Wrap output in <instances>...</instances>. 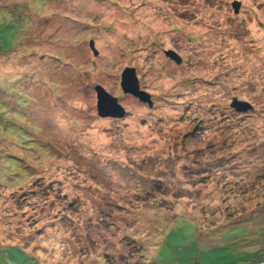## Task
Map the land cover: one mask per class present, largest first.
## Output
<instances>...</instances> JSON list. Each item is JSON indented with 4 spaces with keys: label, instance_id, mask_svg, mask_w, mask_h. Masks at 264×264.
Wrapping results in <instances>:
<instances>
[{
    "label": "rangeland",
    "instance_id": "1",
    "mask_svg": "<svg viewBox=\"0 0 264 264\" xmlns=\"http://www.w3.org/2000/svg\"><path fill=\"white\" fill-rule=\"evenodd\" d=\"M259 258L264 0H0V264Z\"/></svg>",
    "mask_w": 264,
    "mask_h": 264
},
{
    "label": "water",
    "instance_id": "2",
    "mask_svg": "<svg viewBox=\"0 0 264 264\" xmlns=\"http://www.w3.org/2000/svg\"><path fill=\"white\" fill-rule=\"evenodd\" d=\"M233 5L237 6V3ZM91 49L94 54H97L96 49L94 48L93 40L89 42ZM165 54L176 63H181L180 56L173 50H168ZM121 87L125 93H131L138 97L140 100L144 102L151 103V99L149 94L139 89L138 79L135 73L134 68H125L121 74ZM94 90L96 92L97 97V114L100 117H114L121 118L125 115V109L122 105H120L117 101V98L108 93L101 85L96 84L94 86ZM232 107H235L237 110L246 111L251 108V104L248 102L239 101L236 98L231 102Z\"/></svg>",
    "mask_w": 264,
    "mask_h": 264
},
{
    "label": "trees",
    "instance_id": "3",
    "mask_svg": "<svg viewBox=\"0 0 264 264\" xmlns=\"http://www.w3.org/2000/svg\"><path fill=\"white\" fill-rule=\"evenodd\" d=\"M177 201V200H176ZM262 259L261 258H259L256 262H263V261H261ZM137 264V263H136ZM139 264V263H138ZM143 264H145L144 262H143ZM146 264H149L148 262H146Z\"/></svg>",
    "mask_w": 264,
    "mask_h": 264
},
{
    "label": "built area",
    "instance_id": "4",
    "mask_svg": "<svg viewBox=\"0 0 264 264\" xmlns=\"http://www.w3.org/2000/svg\"><path fill=\"white\" fill-rule=\"evenodd\" d=\"M263 262H264V261H263ZM263 262H261V264H262Z\"/></svg>",
    "mask_w": 264,
    "mask_h": 264
}]
</instances>
